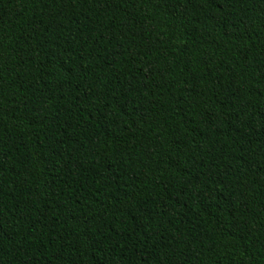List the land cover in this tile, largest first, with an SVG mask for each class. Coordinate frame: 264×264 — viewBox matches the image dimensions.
<instances>
[{
    "label": "trees",
    "instance_id": "obj_1",
    "mask_svg": "<svg viewBox=\"0 0 264 264\" xmlns=\"http://www.w3.org/2000/svg\"><path fill=\"white\" fill-rule=\"evenodd\" d=\"M0 264H264V0H0Z\"/></svg>",
    "mask_w": 264,
    "mask_h": 264
}]
</instances>
